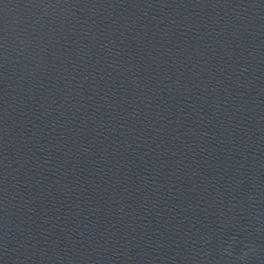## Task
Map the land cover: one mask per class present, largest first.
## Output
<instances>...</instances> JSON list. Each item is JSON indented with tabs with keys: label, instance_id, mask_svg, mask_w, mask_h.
I'll return each mask as SVG.
<instances>
[{
	"label": "water",
	"instance_id": "95a60500",
	"mask_svg": "<svg viewBox=\"0 0 264 264\" xmlns=\"http://www.w3.org/2000/svg\"><path fill=\"white\" fill-rule=\"evenodd\" d=\"M0 264H264V0H0Z\"/></svg>",
	"mask_w": 264,
	"mask_h": 264
}]
</instances>
